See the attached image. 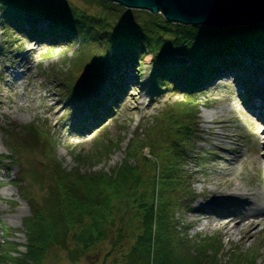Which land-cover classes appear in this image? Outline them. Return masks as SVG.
Listing matches in <instances>:
<instances>
[{
  "label": "trees",
  "instance_id": "obj_1",
  "mask_svg": "<svg viewBox=\"0 0 264 264\" xmlns=\"http://www.w3.org/2000/svg\"><path fill=\"white\" fill-rule=\"evenodd\" d=\"M79 1L0 0L5 26L35 40L77 43L59 79L64 100L86 98L91 113L99 106L109 111L112 106L107 101L115 103L124 69L142 62L148 53L153 91L171 84L184 99L157 116L151 127L138 125L121 161L108 171L90 167L108 156L110 145L75 154V166L66 169L55 158L54 141L47 131L34 124L22 126L27 133L13 138L12 151L39 146L44 160L17 174L19 195L30 207V215L22 221L26 242L23 251H16L15 241L3 239L0 264H42L54 246L65 248L74 259L106 241L110 228L115 237L106 256L125 235L131 239L125 245L123 264H226L219 241L211 236L189 238L179 230L175 211L179 214L194 197L185 168L198 126L194 91L216 71L215 64L242 69L241 56L263 55L264 23L234 29L181 25L161 14L107 0ZM38 20L46 21L44 31L33 27ZM83 69L89 73L86 82L68 83L76 70ZM104 84L108 90H102ZM98 90L102 95H97ZM70 240L72 248L67 246ZM120 263L113 259L112 264ZM238 263L255 264V255L240 253Z\"/></svg>",
  "mask_w": 264,
  "mask_h": 264
},
{
  "label": "rangeland",
  "instance_id": "obj_2",
  "mask_svg": "<svg viewBox=\"0 0 264 264\" xmlns=\"http://www.w3.org/2000/svg\"><path fill=\"white\" fill-rule=\"evenodd\" d=\"M68 1L80 3L79 0ZM45 25V20L33 22V27L42 31ZM37 41L11 30L0 18V242L3 239L15 241L16 251L24 250L26 235L22 221L30 215V207L20 197L15 183L17 174L22 168L32 167L39 160H44L39 146L22 148L15 153L12 151L10 145L13 138L18 133L21 136L27 133L22 126L34 124L40 130L47 131L54 141V156L66 169L75 166V154L84 155L95 147L110 145L108 156L93 162L90 167V170L108 171L121 161L125 146L138 125L151 127L157 116L184 99L182 92L173 89L153 91L150 80L151 56H146L142 62L133 63L124 69L119 80L117 101L114 104L108 101L113 107L108 112L104 107L101 108L98 111L99 120L82 123L81 117L88 106L84 101L87 99L70 102L64 100L61 95L64 85L59 81L62 79L61 71L66 70L67 60L77 43H56L43 38ZM244 61L246 67L237 75L211 82L208 80L194 92L201 104L197 115L199 133L193 152L202 153L206 158L205 163H200L201 167L196 165L195 161H201L196 160V157H189L185 165L189 171L187 182L197 194L191 204L194 208L205 206L213 197L233 206L240 198L224 197L228 191L224 184L225 178L246 191L249 201H263L260 192L264 188V150L259 148L264 149V119L260 125L262 128L258 130L255 123L259 120L247 110L246 103L249 100L240 94L238 87L241 83L237 77H247L250 80L249 85L254 89L252 96L261 95L263 104L264 56L260 60L256 59V62L249 57ZM88 78L86 69L76 70L68 83L72 79L83 83ZM130 87L131 93L127 94L126 90ZM108 89V84H104L102 90ZM97 95H102V91L98 90ZM144 152L152 158L147 148ZM5 155H12L16 162H9L3 157ZM255 155L259 156L258 163L253 161ZM81 168L89 166L82 165ZM37 194L40 195L38 192ZM248 211H251L249 206L245 212ZM218 213L205 210L201 213L180 208L179 214L175 211V217H178L179 230L189 238L211 236L217 239L221 245L220 258L226 264H239V254L250 252L256 256L255 264H264V222L252 235L243 239L245 229L226 234L222 226L214 222ZM116 224L119 225V222L116 221ZM4 229L8 238L7 235L4 236ZM125 236L117 245H112L107 256L115 237L113 228L109 229L106 241L74 259L70 258L65 248L51 247L43 257L42 264H112L115 257L118 263L123 264L125 245L131 242L128 235ZM3 245L9 247L6 243ZM67 246L72 248L74 243L70 240ZM11 254L17 255L16 252ZM5 264L14 263L7 261Z\"/></svg>",
  "mask_w": 264,
  "mask_h": 264
},
{
  "label": "water",
  "instance_id": "obj_3",
  "mask_svg": "<svg viewBox=\"0 0 264 264\" xmlns=\"http://www.w3.org/2000/svg\"><path fill=\"white\" fill-rule=\"evenodd\" d=\"M125 8L161 14L171 23L234 29L264 22V0H107Z\"/></svg>",
  "mask_w": 264,
  "mask_h": 264
},
{
  "label": "bare ground",
  "instance_id": "obj_4",
  "mask_svg": "<svg viewBox=\"0 0 264 264\" xmlns=\"http://www.w3.org/2000/svg\"><path fill=\"white\" fill-rule=\"evenodd\" d=\"M128 89L126 90L128 92L127 94H130L132 87ZM247 110L254 115V118L259 120L255 123V127L260 130V128H262L260 125H262V120L264 119V104L257 103L256 100L252 99L247 105ZM259 150L263 151L264 149L260 147ZM253 161L254 163H258L260 161L259 156L255 155ZM224 184L228 189L226 192L227 195L224 196L226 199H235L237 196L240 198L233 206L227 205V201L223 202L213 197L205 203V206H198V208L195 207L193 209L201 213H203L204 210L216 214L222 211V213H218V218L214 220V222L217 225H221L226 234L238 233L242 228L245 229L242 236V238L245 239L252 235L264 222V188L260 192L263 201L259 202L257 199L249 201L247 192L241 190L239 186L233 185L228 178H225ZM248 206L251 208V211L245 212Z\"/></svg>",
  "mask_w": 264,
  "mask_h": 264
}]
</instances>
